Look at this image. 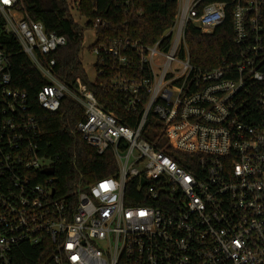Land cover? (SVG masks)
Returning a JSON list of instances; mask_svg holds the SVG:
<instances>
[{"label":"built area","instance_id":"built-area-1","mask_svg":"<svg viewBox=\"0 0 264 264\" xmlns=\"http://www.w3.org/2000/svg\"><path fill=\"white\" fill-rule=\"evenodd\" d=\"M28 1L0 0V13L45 80L39 106L56 113L65 98L75 102L77 133L99 155L111 151L118 171L68 198L57 192L29 94L14 88L0 48V264H264V0H221L201 12L202 0H181L152 44L100 39L110 23L94 21L96 77L139 113L135 127L82 80H61L55 55L67 40L33 19ZM229 16L235 48L212 69L193 65L189 25L210 34Z\"/></svg>","mask_w":264,"mask_h":264},{"label":"trees","instance_id":"trees-1","mask_svg":"<svg viewBox=\"0 0 264 264\" xmlns=\"http://www.w3.org/2000/svg\"><path fill=\"white\" fill-rule=\"evenodd\" d=\"M221 0H202L198 11ZM126 3L129 12H126ZM179 0H29L26 4L31 17L44 24L48 32L64 36L67 45L55 55L57 74L68 86L73 87L82 80L95 94L102 107L115 115L128 127H135L140 115L127 112L120 97L110 89L101 86L107 76L96 77L95 82L88 80L80 60L84 35L92 23L98 19L108 21L110 26L98 31V36H131L142 39L147 44L157 41L175 23ZM81 19L75 17L73 9ZM187 42L193 65L202 69H212L220 60L235 48L231 16L225 24L210 34L202 33L199 28L189 25ZM0 48L9 58L13 86L29 94L31 112L36 116L44 133L42 150L53 160L55 168V188L62 196L70 197L79 185H89L111 177L118 171L111 151L99 155L90 148L77 133L76 128L83 119V110L69 98L61 103L56 113L43 110L37 101V94L45 85L41 74L28 56L23 53L14 36L5 32V21L0 13ZM154 118H149L151 127ZM150 133L147 129L145 135ZM141 205V202H131ZM28 260L36 257V252L26 248Z\"/></svg>","mask_w":264,"mask_h":264},{"label":"rangeland","instance_id":"rangeland-1","mask_svg":"<svg viewBox=\"0 0 264 264\" xmlns=\"http://www.w3.org/2000/svg\"><path fill=\"white\" fill-rule=\"evenodd\" d=\"M182 7V1L179 0L178 11ZM97 40L96 34L93 30H87L84 35V43L82 52L80 54V60L83 64V67L87 73L88 80L93 83L96 80V56L92 52V47L95 45ZM44 165H51L50 162L46 161Z\"/></svg>","mask_w":264,"mask_h":264},{"label":"water","instance_id":"water-1","mask_svg":"<svg viewBox=\"0 0 264 264\" xmlns=\"http://www.w3.org/2000/svg\"><path fill=\"white\" fill-rule=\"evenodd\" d=\"M44 174H46V175H53L54 174V169H50V170L44 172Z\"/></svg>","mask_w":264,"mask_h":264}]
</instances>
